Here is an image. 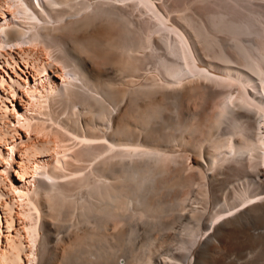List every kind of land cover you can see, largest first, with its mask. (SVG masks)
Wrapping results in <instances>:
<instances>
[{
  "label": "bare ground",
  "instance_id": "1",
  "mask_svg": "<svg viewBox=\"0 0 264 264\" xmlns=\"http://www.w3.org/2000/svg\"><path fill=\"white\" fill-rule=\"evenodd\" d=\"M1 1L0 56L23 53L37 43L44 50L52 48L56 51V54L51 53L54 62H48L50 68L43 66V75L40 76V70L39 75L37 70H32L30 75L35 81L43 79L41 81L52 89L50 100L53 106L61 109V124L68 132L83 136L87 141L81 140L83 145L73 150V157L69 159L79 157L81 160L87 156L94 159L101 151L114 149L109 150L111 154L107 151L110 155L97 160L86 174L77 173L86 167L79 165L81 169L75 170L77 174L70 179H60L61 172L50 170L52 167L35 177L31 190L35 208L49 206L64 222L71 211L77 210L80 222L86 226L90 222L96 223V230L87 227L86 238L83 236L80 241L81 244L83 239L88 243L94 240V245L81 248L85 243L78 247L80 244L77 242L72 251L60 255L58 248L51 245L57 235L47 221H41L38 264H56L58 259L60 264H122V258L124 264H264V0H183L201 4L188 12L184 11L185 7L175 6L178 0H173V4L171 0H99L83 14L77 10L78 7L67 5L65 0H7L16 8L10 14L11 11L3 6L5 0L3 4ZM135 8L152 11V14L139 22ZM21 14L29 18L33 26L23 24ZM97 22L118 26L115 27L118 29L116 36L121 39L118 41L116 37L111 41L108 38L107 45L111 41L110 46L114 43L113 47L118 46L121 49L118 51L126 52L132 58L130 60H134V71L132 67L127 68L132 77L137 75L138 68L146 69L144 64H149V61L157 72L162 73L163 82H158V85L160 77L152 74L149 76L151 82L132 86L128 93L123 90L121 95L122 89L117 85L123 77L118 78V71L126 66L122 65L128 56L122 59V65L118 63L120 69L115 61V67L109 66L111 63L102 57L106 55L103 52L101 67L110 75L106 74L108 77L105 79L99 73L96 75L92 61L82 53L92 52L90 45L103 44V39L91 37L93 30L86 32L88 36L83 39L74 33L81 30L85 33L84 29L88 31ZM145 48H150V51L142 55ZM208 58L217 61L223 72L213 71L200 63L205 64ZM115 60L117 62L118 59ZM7 63L15 75L0 61L4 72L0 71V82L11 84L0 86V97L3 102L12 103L19 119L28 122L32 116L28 110L31 103L23 90L27 87V92H30L33 88L28 63H21L16 55L12 56V63L10 57ZM136 82L131 81L133 85ZM10 87L12 93L8 90ZM159 92L165 96L172 94L175 121L168 136L172 141L179 140L178 135L188 130V124L180 121L182 116L188 114L187 118L193 122L201 119L202 115L212 118V125L206 121L208 118L204 120V124L209 123L210 126L206 132L196 126L198 121L194 123L196 127L189 131L193 136L205 134L201 141H206L207 135L210 137L202 146L200 159H195L193 171L187 180L184 179L187 182L178 184L179 188L187 187L184 190L186 196L180 195L178 187L165 188L164 180L156 179L160 172L156 168L158 163L162 159L166 162L163 153L166 159L170 153L165 155L163 152L161 157V151L144 150L145 146L143 148L134 142L125 143V140L136 139V130L129 127V114L141 109V100L156 99ZM125 94L128 98L123 103ZM182 94L186 95L185 108L180 104ZM162 109H150L152 112H147L145 124L155 121L158 113L162 115ZM114 111L127 124L115 126ZM97 121H104L101 131ZM119 138L125 139L122 140L124 142L117 143ZM9 144L10 163L0 166L10 175L11 187L18 192L25 191L22 184L27 175L23 159L17 154L27 153L31 146ZM45 144L35 145L41 147ZM0 154L6 156L2 147ZM176 154L168 156L174 166L183 159L182 155L179 159ZM196 169L202 173V181H198ZM159 189H166V192L162 191V194ZM191 195H196L195 201ZM8 220L15 221L14 217ZM111 225L113 230L110 232ZM16 234L13 230L8 237L15 239ZM110 234L115 235L116 242L111 241ZM94 235L103 237L96 239ZM158 238L161 239L159 243ZM93 255L96 256L94 260ZM0 256L7 261L15 259L3 244Z\"/></svg>",
  "mask_w": 264,
  "mask_h": 264
},
{
  "label": "rangeland",
  "instance_id": "2",
  "mask_svg": "<svg viewBox=\"0 0 264 264\" xmlns=\"http://www.w3.org/2000/svg\"><path fill=\"white\" fill-rule=\"evenodd\" d=\"M5 1L3 2V0H2L1 4L4 3L3 6L5 8H7V11H9V12L11 11L10 14H12V12L16 10V8L12 6V2H9L7 0H5ZM96 1L98 2L99 0H65L64 2L67 3V5H73L75 7H78L77 10H79L81 12V14H83L87 8H88V10H91L95 6ZM171 1L173 4V0H171ZM171 1H170V3H171ZM177 2H179V3H177ZM177 2L174 3L175 6L185 7L184 11L186 10L187 12L190 11L191 9H193L192 7L197 9L195 5H199V6L201 5V4L196 3V1L187 3V1L178 0ZM182 4H186V5L188 4V5L182 6ZM8 6L11 8H9ZM199 6H197V7H199ZM11 9H14V10H11ZM80 12H78V13H80ZM134 13L135 14L138 13V15L134 14L135 17H137V21L139 20V22H142L145 19H147L146 17H148V15L152 14V11H145L143 8L142 9L141 8H135ZM67 14L70 15L73 13H70V14L67 13ZM81 14H79V15H81ZM23 15L21 14V16H22L21 19L23 20V24L27 25V27L33 26L32 23H30L31 20L27 17H24ZM68 15H66V16H68ZM100 24L101 23L97 22L94 26H91L88 31H86V29H84L85 33H84V31L81 30L80 32L78 31V32L74 33V35H76V36L78 35L80 37L83 36L82 37V39H83V38H86L88 36L86 34V32L88 33L89 31L91 32L93 30L91 32V37L94 36L98 40L101 38L103 39V41H102L103 44L101 43L98 45L97 43H94V44L90 45V48L92 46V48H93L92 50L94 52L93 51L92 52L87 51V52H83L82 54H84V56H86L88 59H90V61H92L93 68L96 71V72H94V71L93 72L96 73V75L98 73H99V75L101 74V78L104 77L103 79H105L108 77V76L106 77V74H108V73L106 70H104L103 67H101L102 64H101L100 56L103 53H105L106 55H102V57H104L105 60H108V63H111L109 66L113 65L111 67H115L116 65H118L117 68L122 69L118 63L120 62V64L122 65L123 60H125L124 57L128 56V55L126 52L122 51V53H121V51H118V50H121L118 46L113 47L114 43L111 44L112 46H110V43H112L111 42L112 39L116 40V37H118V35L116 36L118 29L115 28L118 26L115 23H113L115 25H113L112 23L110 25H107L109 23L106 24L105 22L102 23L101 25ZM62 33H64L65 35H68L65 32H62ZM113 36H115L114 37L115 39L113 38ZM66 38H68V36H66ZM108 38H109V40L111 38L109 45H107L108 44V41H107ZM118 39L120 40L121 38L118 37L117 40ZM105 42H107V43H105ZM104 43H105V45H104ZM116 43H117V41H116ZM26 45H28V44H25L24 46H26ZM36 45H37V47H36ZM36 45H34L35 47L34 46L30 47L29 49L32 48L31 50L27 49V51L24 50L23 53H14L13 55L14 56L16 55V57H18V59L21 63H28L27 70L30 71L29 75H30V73L33 74L32 70H34V71L37 70L36 73L38 75L40 73V76H41L45 73L44 71H41V70H44V68H45V67L43 68V66L46 65V67L50 68L49 64L54 62L53 61L54 55L51 53L53 52L54 54H56V51L53 50L52 48H50L49 51H48V49L44 50V49H42L40 43L39 44L37 43ZM76 46H77V44H76ZM40 47H41V49H40ZM42 50H43V52H42ZM50 50H52V51L50 52ZM115 50H117V51H115ZM147 50L150 51V48L143 49L141 51V54L147 55L149 53ZM108 52L109 53L111 52L110 57L108 56V54H109ZM119 53H120V55L121 54L122 55L120 56ZM48 55H51V57ZM12 56L10 54L6 55V56H0V61L2 62V65L9 66L7 69H8V71H10V73L12 71L11 70L12 68H11L10 64L7 63V61H9V57H10V60L12 63ZM106 57L108 59H106ZM118 57L121 60L123 59L122 62L119 61ZM128 58L130 60L131 57L128 56ZM128 58H126L127 59V60H125L126 62L124 63V65H122L124 67L126 64V66L124 67L126 69L123 68L122 71H118V72H120V73H118V74H120V76L117 74L119 76L118 78L123 77L122 79L120 78L121 80L118 79L119 81H118V85H117L119 87V89H122V90H120L121 95L123 93L122 92L123 90L125 93L132 86L134 87L135 85L144 84L145 82H149V81L151 82V79L149 78V76L152 74H154L155 76L158 75V77H160L159 80L157 81V83L163 82L162 73L157 72V69L154 68V64L150 63L149 61H148L149 64H147V62L144 64V65H146V69H145V67L138 68V70H136L137 75L132 77L130 75V73L128 72V70L132 67L131 69H132V71H134V69H133L134 68V66H133L134 60L131 61L132 60V58H131V60L128 61ZM6 59H8V60H6ZM115 59H118L117 62ZM211 59L210 58L207 59L208 61H211L209 63L207 60L206 61L204 60L205 64H204V62H200V63H202L204 65V67H207L208 69L219 72V70L222 68H218V65H219L218 62L212 61ZM113 61H115L116 65L113 64L114 63ZM127 61H128V63H127ZM48 62H49V64H48ZM47 65H49V66H47ZM35 67H37V68H35ZM127 68H128V70H127ZM38 70H40L39 73H38ZM125 70H127V71L125 72ZM154 70H156V71H154ZM0 71L3 72V70L1 68H0ZM220 71H221L220 73L223 72V70H220ZM122 72H124V74ZM188 73H190V72H188ZM3 74H4V72H3ZM11 74L15 75L14 73H11ZM138 74H139V76H138ZM108 75H110V73ZM32 76H31V84H32L33 88H30V87L29 88H30V90L32 89L33 91L29 90L30 92H27V90H26L27 87L23 88V90L25 89L24 91L27 94V96L30 97V103H31L30 105L31 106L28 110H29V113H31V115L33 116V118H32V116L30 117L28 122H24L22 119H19V116H16V113L13 110V106L11 105L12 103H8L6 101L3 102V99L0 97V147H2L6 152V156H3L2 154H0V164L1 165L6 164V166H7V165H9L8 163H10L11 153L9 155L8 150H7L8 148L11 149L9 143H11L13 145H17V147H25L26 145L29 147L31 146L30 150L28 152L26 151L27 153L22 154L23 152H19L17 154V156H20L23 159V163H24L23 165L25 166V171H26V175H27L25 180H23V184H22L23 188L24 189L26 188L25 191L23 190L21 192H18L19 190H17V191L14 190V188L11 187L12 185L10 183V177H9L10 175L8 174V172L5 169H3L0 166V188L2 189L0 191V213H1L0 237L2 239V241L0 242V248H1L2 244L6 245L7 251L9 250V252L12 255H15L14 261H7L4 257L0 256V264H38L39 253H38L37 249H39V247H40V237L38 236V233H39L38 228L40 227L41 221H47L48 224L52 227V231L54 230L53 231L55 233L54 235H57V237L55 236L54 242L52 241L51 245L53 244L52 246L58 248L57 251L60 253V255H62L64 252L67 253L69 251H72L71 249L73 247H76L78 243L80 244V241L82 240L83 236H85V238H86L85 234H87V232L85 230L88 229L87 227H89L93 230H96V223L95 222H90L87 226L84 223L80 222L81 220H80V216H79V213L77 210L71 211L70 215H68V217L66 218L67 222L66 221L64 222V220H61L59 217L57 218L53 209H51L49 206H45V208L42 209V208H39L37 205L38 208H35L36 203L32 199L31 190L34 187L35 177L37 176V174L40 175V172H42V171L44 173V172H48L50 170H56L59 173L61 172L60 173V179H70L69 177H71L72 175L74 176L77 173L78 174L79 173L86 174L89 171L88 169L89 168L91 169L92 166L95 165L99 161V159L101 160L103 157L108 156L107 154L110 153L109 150L114 151V149H110V148L105 150L104 152L101 151V154L99 153L100 155H98L94 159H92L93 156H87V157H83V158L80 156L81 160L79 157L69 159L70 157H73L72 156V154L74 153L73 150L74 151L78 150L80 148V145H83L82 141H86V139H85V137L83 138V136L78 137V135L76 133L68 132V129L66 127H64L63 124H61L60 116L62 117V115H60L61 113H59V112H61L60 111L61 109L57 108L55 105H54L55 106L54 107L53 104L51 103V100H50L51 95L53 93L52 89L48 88L49 86L45 83V81H41L43 79H40V82H39V80L35 81L34 76L33 77ZM155 76H154V78H155ZM190 76H192V73L190 74ZM24 78H25V76H24ZM132 79L136 80L138 82H136L133 85L131 83ZM148 79H150V80H148ZM182 79L184 80V77ZM180 82L181 81H179L178 83H180ZM155 83H156V80H155ZM159 83H158V85H159ZM5 84H7L8 86L11 85L8 83H4V81L0 82L1 87L5 86ZM45 84L47 85V88H46ZM33 85H35V86H33ZM5 87H7V86H5ZM8 90L11 92V90H12L11 87ZM8 90H6V91H8ZM36 90H38V91H36ZM128 92L129 91H127L126 93H128ZM33 93H36V94H33ZM40 95H42V96H40ZM156 96H157L156 99L150 98L151 99L150 100L148 98V99L141 100L140 101V106L142 105L141 109L135 111L133 114H129L131 117V118L129 117L130 121L128 120L129 121L128 122L129 127H131V129L136 130V134H135L136 139L135 140L134 139L125 140V139H120V138L119 139H120V141L125 140L126 141L125 143L134 142L136 144H141L143 146V148H144V146L147 148V149L145 148L144 150L154 149V151H156V150H158L159 152L161 151L159 153L161 155V157H162L163 152H165V155H168L169 153L171 155L177 153L176 155L179 156V159L181 158L180 156L182 155L183 159H180L181 162L176 164V166H174L172 164V162L169 161V159H170L169 157H171V155L169 154L168 155L169 157L167 156V159H166V156H164V153H163V157L165 158L164 160H166V162L162 161L163 160L162 159L160 161V163H158V166L156 167L157 170L160 171L158 174L159 177L157 175L158 178L156 177V179L164 180V181H162V183L164 184V186L166 185L165 188H170V187L171 188H176V187L179 188L180 186L178 184H180L182 181H184V183H185V181L187 180V177L193 171L194 168L192 166L196 161L195 159H198V158L200 159V156H201L200 152H201L202 146H203V144L205 145L206 141L208 140L207 137H210L209 135H207V136H205L206 141L205 140L201 141V138L205 134H202V135L201 134L200 135L194 134V136H193V134L190 133L191 132L190 130L192 129V127L194 128L197 126L198 128L204 130V132H206V130L210 129V128H208V127H210L208 124L210 123V121H212L211 120L212 118L209 119L211 117L210 115H207V116L202 115L201 119L194 120V122H193L191 119L187 118L188 114L185 115L186 114L185 113L184 114L185 116H182L180 121L186 122V123H184L185 125L188 124L187 125L188 130L183 131V134L179 133L181 135V136L178 135L180 137L179 140H173L172 141V140L168 139L169 133L172 131L171 127L173 126L174 121H175L173 119L175 116L173 115L174 114V107H173V103H172V99H173L172 94L171 95L169 94V96H165L163 94V92H159V94H157ZM181 96H183V97H180V100L183 99L184 101L181 100L180 104H181V107L183 108L185 106L186 95L182 94ZM127 98H128V94H125L123 103H125V101H127ZM15 103H16V101H15ZM6 104L9 105V108L6 107ZM51 104L53 107L51 106ZM112 106L113 105H110L111 108H114ZM157 106L163 108L161 110L162 115L159 116V113H158V118L155 121L152 120L151 123L149 122L150 124L146 125L147 124L146 119H148L147 118V112L150 111V109L153 110L155 107L156 108L153 111H156V109L159 108V107L157 108ZM43 108L47 109V110L44 111ZM148 108H149V110H148ZM55 111L56 112L58 111V112L56 113ZM44 112H48V113H44ZM138 112L140 114L139 117H138ZM143 112L146 114H144ZM150 112H152V111H150ZM119 115H118L117 111H114L115 126L116 125L123 126V125H125L124 123H126V120L124 121L121 118L119 119V117H118ZM132 115L134 117L135 116L136 117L134 118ZM46 116L47 117L49 116V118L47 119ZM204 116H206V117L204 118ZM52 117H55V118H52ZM183 117H185V118H183ZM185 119H187V120H185ZM205 119H207L206 120L207 122L209 120L208 124H204ZM196 121H198V122L195 123ZM22 122L25 123V124L23 123L24 126L22 125ZM97 122H96V124L98 125L97 126L98 130L101 131L103 129V126L105 125L104 123H102L104 121H101V123L99 121H97ZM36 123H38L39 125ZM190 123L191 124L193 123V126ZM194 123L196 124V126ZM198 123H199V125H198ZM36 126H38V128ZM67 126L69 127V125H67ZM39 129L40 130L43 129V130L40 131ZM61 132H64V133H61ZM61 134H64V136ZM109 134H110V132L108 133V135ZM69 135H70V137H69ZM65 136H68L69 138L65 137ZM195 136H196V139H195ZM63 137H64V139H63ZM182 137H184V140ZM50 138H52V139H50ZM57 138H59V139H57ZM109 140H111V138ZM168 140H170V142H168ZM120 141L119 142L117 141V143H123L124 142V141H122V142H120ZM43 142H46V144L43 146L40 145L41 147L35 145L38 143L41 144ZM33 143H35V144H33ZM31 144H33V145H31ZM75 147H76V149H74ZM107 151H109V153ZM211 152L213 153L214 150H212ZM166 153H168V154H166ZM178 153H180V154H178ZM104 154H106V155H104ZM73 161H75V162H73ZM68 162L70 163V165H68L69 164ZM161 162H163V163H161ZM168 163H170V164H168ZM79 165L83 166V168L86 166L85 170L79 168ZM51 167H52V169L49 170V168H51ZM172 167H173V169H172ZM77 169H81V171L80 172L77 171V173H76L75 170H77ZM84 171H86V172H84ZM195 171L197 173V178H199L198 181H202L204 178H202L203 176H202V173H200V170L196 169ZM11 175H13V174H11ZM200 178H202V179H200ZM184 179H186V180H184ZM158 181H160V180H158ZM181 186H183V184ZM182 188L183 187L179 188L181 190H178V191H181L180 195L186 196V192L184 194V190L186 191L187 187H184L183 190H182ZM162 191L165 193L166 189L160 190V193L163 194ZM196 194H198V193H196ZM192 196L194 197L196 195H191V197ZM193 197H192V201L193 200L195 201L196 197H194V199H193ZM25 199L26 200L28 199V200L26 201ZM30 205H31V208H30ZM193 205H194V203H193ZM13 217L15 220L14 222L12 220H10V221L8 220V218L11 219ZM33 219H35V220H33ZM112 227H113L112 225L109 226V228H111L109 230L110 232L113 230ZM13 230L15 232H17L15 239H11L8 237L9 232H11ZM94 236L96 239H102V237H103L102 235H94ZM108 237L112 239L111 240L112 242H116V237L114 234L113 235L110 234ZM65 238H67V239H65ZM95 238H93V239H95ZM63 239H65L66 241L65 240L62 241ZM83 240L85 242L82 241L83 243L81 242V244L78 245V247L82 246V244L84 245V243H85V245L87 244L88 246L84 245L81 248L89 247V245H94L93 244L94 240L93 241L91 240L92 243H91V241L88 243L86 241V239H83ZM159 240H161V239L158 238L157 243H159L158 242ZM72 242L74 243L73 246H72ZM75 243H77V244H75ZM69 245H71V246H69ZM69 248H70V250H69ZM92 258L94 260L96 258V256L93 255ZM120 261L122 264L125 263L124 262L125 260L123 258L120 259ZM56 264H60V259L56 260Z\"/></svg>",
  "mask_w": 264,
  "mask_h": 264
}]
</instances>
